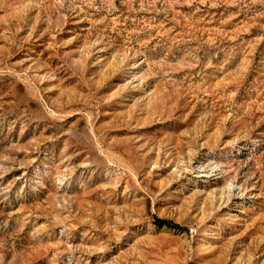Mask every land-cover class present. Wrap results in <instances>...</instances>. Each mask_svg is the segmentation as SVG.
<instances>
[{
	"label": "rangeland",
	"instance_id": "obj_1",
	"mask_svg": "<svg viewBox=\"0 0 264 264\" xmlns=\"http://www.w3.org/2000/svg\"><path fill=\"white\" fill-rule=\"evenodd\" d=\"M0 264H264V0H0Z\"/></svg>",
	"mask_w": 264,
	"mask_h": 264
},
{
	"label": "trees",
	"instance_id": "obj_2",
	"mask_svg": "<svg viewBox=\"0 0 264 264\" xmlns=\"http://www.w3.org/2000/svg\"><path fill=\"white\" fill-rule=\"evenodd\" d=\"M156 224L158 226H165V225H168V222H166L164 220H156Z\"/></svg>",
	"mask_w": 264,
	"mask_h": 264
},
{
	"label": "bare ground",
	"instance_id": "obj_3",
	"mask_svg": "<svg viewBox=\"0 0 264 264\" xmlns=\"http://www.w3.org/2000/svg\"><path fill=\"white\" fill-rule=\"evenodd\" d=\"M204 174V173H203ZM204 177V176H203Z\"/></svg>",
	"mask_w": 264,
	"mask_h": 264
}]
</instances>
